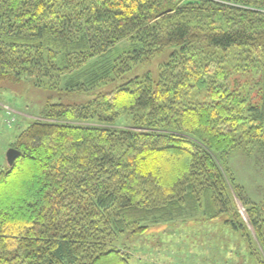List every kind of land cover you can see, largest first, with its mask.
Returning <instances> with one entry per match:
<instances>
[{
	"label": "trees",
	"instance_id": "1",
	"mask_svg": "<svg viewBox=\"0 0 264 264\" xmlns=\"http://www.w3.org/2000/svg\"><path fill=\"white\" fill-rule=\"evenodd\" d=\"M169 47L156 79L47 103L18 134L0 264H131L114 237L191 219L221 220L264 264V196L225 160L264 158V0H0V81L87 93Z\"/></svg>",
	"mask_w": 264,
	"mask_h": 264
},
{
	"label": "rangeland",
	"instance_id": "2",
	"mask_svg": "<svg viewBox=\"0 0 264 264\" xmlns=\"http://www.w3.org/2000/svg\"><path fill=\"white\" fill-rule=\"evenodd\" d=\"M174 49L167 48L149 63L133 64L120 77L87 93L64 92L63 86L48 87L46 78L42 83L45 85L41 86H35L34 79L0 81V171L8 167L6 152L10 145L18 134L39 118L47 103L86 104L98 93L114 90L135 78L150 76L156 79L160 67L169 60ZM189 100L206 102L207 98L202 91L194 90ZM113 127H131L130 116L121 114ZM254 154L248 155L243 149H237L225 160L249 199L258 201L264 196V158L258 155V160ZM235 202L240 216L246 221L243 205L237 199ZM112 246L125 250L131 264H257L241 234L221 220L191 219L157 225L142 235L120 234L113 238Z\"/></svg>",
	"mask_w": 264,
	"mask_h": 264
},
{
	"label": "water",
	"instance_id": "3",
	"mask_svg": "<svg viewBox=\"0 0 264 264\" xmlns=\"http://www.w3.org/2000/svg\"><path fill=\"white\" fill-rule=\"evenodd\" d=\"M19 155V152L14 148H9L6 152V162L7 165L10 167L13 165L15 159Z\"/></svg>",
	"mask_w": 264,
	"mask_h": 264
}]
</instances>
